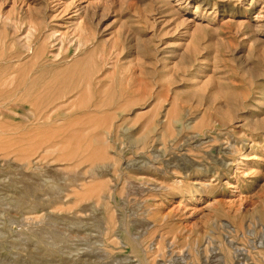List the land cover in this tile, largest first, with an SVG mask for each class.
I'll return each mask as SVG.
<instances>
[{
	"label": "rangeland",
	"instance_id": "374dc122",
	"mask_svg": "<svg viewBox=\"0 0 264 264\" xmlns=\"http://www.w3.org/2000/svg\"><path fill=\"white\" fill-rule=\"evenodd\" d=\"M0 264H264V0H0Z\"/></svg>",
	"mask_w": 264,
	"mask_h": 264
},
{
	"label": "bare ground",
	"instance_id": "6f19581e",
	"mask_svg": "<svg viewBox=\"0 0 264 264\" xmlns=\"http://www.w3.org/2000/svg\"><path fill=\"white\" fill-rule=\"evenodd\" d=\"M87 6V5H86ZM86 10L85 11H88L89 12V10H87V7L85 8ZM89 9V8H88ZM83 14V13H82ZM77 22V21H76ZM79 23V22H78ZM77 29L81 32V31H83V29H82V27H81V25H80V23H79V25H77ZM77 31V30H76ZM27 38V37H26ZM28 39V38H27ZM30 39V38H29ZM262 40V39H261ZM27 41V40H26ZM78 41V40H77ZM263 41V40H262ZM24 43V42H23ZM27 43H29V42H27ZM83 44H85V42L83 41V40H79V42H78V44H77V48L80 46V45H83ZM26 46V48H28L29 47V44L27 45H25ZM25 46H23V47H25ZM76 47V46H75ZM76 48V49H77ZM29 49H30V47H29ZM60 52V51H59ZM12 76V75H11ZM57 107V106H56ZM52 112V111H51ZM177 121H180V119H178Z\"/></svg>",
	"mask_w": 264,
	"mask_h": 264
}]
</instances>
